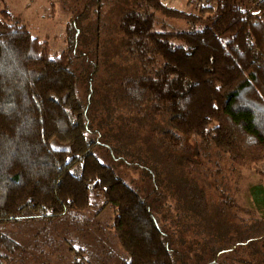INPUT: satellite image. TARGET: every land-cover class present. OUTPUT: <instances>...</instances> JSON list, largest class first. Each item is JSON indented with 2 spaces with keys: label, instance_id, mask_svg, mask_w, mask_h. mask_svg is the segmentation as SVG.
Listing matches in <instances>:
<instances>
[{
  "label": "trees",
  "instance_id": "trees-1",
  "mask_svg": "<svg viewBox=\"0 0 264 264\" xmlns=\"http://www.w3.org/2000/svg\"><path fill=\"white\" fill-rule=\"evenodd\" d=\"M53 2L54 0H49ZM0 10V224L31 210L51 216L91 207V189L114 208L123 264H180L148 201L95 153L86 107L67 49L32 33L5 0ZM196 11L141 0L124 11L126 47L154 73L126 76L122 94L136 108L168 113L173 146L196 135L245 167L264 165V0H214ZM211 26L156 31V12ZM180 41V42H177ZM81 164L82 171L71 168ZM8 243H15L5 236ZM83 253L85 249L83 248ZM5 256L0 251V264Z\"/></svg>",
  "mask_w": 264,
  "mask_h": 264
},
{
  "label": "rangeland",
  "instance_id": "rangeland-1",
  "mask_svg": "<svg viewBox=\"0 0 264 264\" xmlns=\"http://www.w3.org/2000/svg\"><path fill=\"white\" fill-rule=\"evenodd\" d=\"M38 1L20 15L31 16L26 23L32 33L49 39L54 53L68 47L67 26L75 28L71 67L79 78L88 134L98 142L95 153L148 201L180 264H264V217L243 206L244 194H238L259 180L264 165L236 164L196 135L173 146L166 136L173 129L170 115L155 114L149 105L136 108L122 94L126 76L154 73L163 63L160 57L145 65L128 51L120 30L122 13L138 8L141 0H54L45 10ZM163 1L189 12L198 3L214 2ZM211 25L207 19L192 23L156 12V31ZM71 171L81 173L82 165ZM90 195L91 207L84 211L51 216L31 210L18 221L0 224L4 263L123 264L127 254L116 235L114 208L94 189Z\"/></svg>",
  "mask_w": 264,
  "mask_h": 264
},
{
  "label": "crops",
  "instance_id": "crops-1",
  "mask_svg": "<svg viewBox=\"0 0 264 264\" xmlns=\"http://www.w3.org/2000/svg\"><path fill=\"white\" fill-rule=\"evenodd\" d=\"M36 1L37 0H5L6 4L12 10V12L16 16L23 19L25 22H27V20L30 19L31 16L23 17V15H20L22 14V10L23 9L30 10L31 8H34ZM50 3L51 1L49 0H39L37 2V5L39 9L45 10L47 8V5ZM51 4L53 5V3ZM3 6L4 4L2 0H0V10L3 8ZM51 13L52 15H55L54 10ZM260 172L261 174L259 180L250 182L248 185H246V187L243 186L241 189L238 190L239 193L238 191L237 193L244 194L245 202L242 201L243 206L252 208L261 218H263L264 217V170H260ZM238 199L241 200L240 197H238ZM212 263H215V261H212Z\"/></svg>",
  "mask_w": 264,
  "mask_h": 264
}]
</instances>
